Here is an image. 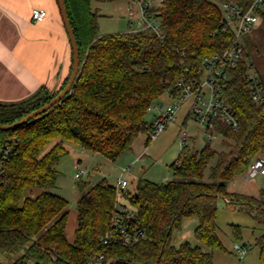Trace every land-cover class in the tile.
Here are the masks:
<instances>
[{
    "label": "trees",
    "instance_id": "16d2710c",
    "mask_svg": "<svg viewBox=\"0 0 264 264\" xmlns=\"http://www.w3.org/2000/svg\"><path fill=\"white\" fill-rule=\"evenodd\" d=\"M215 1L245 7L251 2ZM215 1L165 0L159 32L130 29L101 35L92 0H65L80 50L78 79L71 93L45 114L15 130H0V153L10 147L0 174V253L9 264H89L101 254L106 264H215V251L227 253L218 234L220 199L264 225V189L254 198L230 193L227 186L264 154V102L252 98L245 62L229 71L223 88L240 122L237 131L218 123V132L229 140L227 152H215L210 142L202 150L188 145L173 165V180H143L125 195L106 179L93 186L79 183L83 195L74 243L66 237L69 201L50 191L59 177L56 166L68 155L66 142L113 163L132 152L140 134L147 136L149 146V108L168 93L177 94L186 72L201 76L202 59L223 52L235 40L223 31V13ZM244 58L249 60L246 52ZM72 71L73 59L69 77L55 93L44 88L20 103L0 102V124H14L48 104L65 89ZM214 160L207 182L206 170ZM34 189L41 191L28 195ZM122 199L143 235L132 244L104 246L101 239L111 230ZM192 218L203 246L189 241L176 246L174 231ZM233 230L241 239L240 228ZM256 245L264 264V233Z\"/></svg>",
    "mask_w": 264,
    "mask_h": 264
},
{
    "label": "rangeland",
    "instance_id": "374dc122",
    "mask_svg": "<svg viewBox=\"0 0 264 264\" xmlns=\"http://www.w3.org/2000/svg\"><path fill=\"white\" fill-rule=\"evenodd\" d=\"M127 1L92 0V9L99 15L98 23L101 35L126 33L130 30L128 19L130 6ZM262 12H264V7ZM134 27L138 29L139 26L135 25ZM241 44L254 66V73L260 77L264 84V17L262 14L252 32L241 39ZM165 100L174 102L173 99V101L168 100L167 95L161 98V101ZM190 103L191 101H187L182 105L176 121L155 140H152L146 150H144L145 137L140 134L136 139L134 151L125 153L116 163L109 161L101 154L84 151L70 142L65 143L68 155L58 162L56 166L59 172L57 185L50 191L69 201L66 237L70 243L75 242V230L78 226L77 204L83 195L79 183H88L93 186L106 179L109 184L117 186L119 179H126L129 183L127 190L135 192L143 179L164 183L174 179L173 165L177 162L182 150L183 131L186 130L191 135L189 146L195 145L198 150L205 148L208 143L206 132L195 121L194 117L188 119L186 126L183 125ZM146 119L148 123H152L154 120L153 114L148 113ZM228 141L227 138L220 135L210 142L211 148L217 153L227 152L226 142ZM54 145L55 143L50 144L44 154L50 151ZM145 153L146 157L141 158ZM261 157H264V154ZM214 165L215 160L210 163L206 170L205 180L207 182H209L210 169ZM80 172H83L82 177L77 179L76 174ZM227 186L230 193L259 198L262 189H264V176L249 180L245 173L230 181ZM40 191L34 189L29 191L28 195L35 196ZM217 223L218 234L227 249V253L215 251V264H261L260 248L256 245V240L264 233L263 224L257 222L250 214L241 211L238 205L229 204L225 199H220L218 202ZM234 226L240 228L241 239L236 237L233 230ZM188 231L191 238H187V240L203 246L196 239L192 228L184 226L181 230L174 231L173 242H175L178 234H186ZM236 244L248 247V253L243 259L237 256L235 252L234 247ZM0 258L3 261L7 259L1 253Z\"/></svg>",
    "mask_w": 264,
    "mask_h": 264
},
{
    "label": "built area",
    "instance_id": "2783aa9c",
    "mask_svg": "<svg viewBox=\"0 0 264 264\" xmlns=\"http://www.w3.org/2000/svg\"><path fill=\"white\" fill-rule=\"evenodd\" d=\"M130 3V23L139 26L136 30H147L159 32L162 27L161 19L158 17L160 9L165 0H128ZM223 13L222 29L231 33L235 40L233 44L223 52L213 56H206L201 61L203 74L201 76L190 75L186 72L177 84L178 93H168L173 103L159 101L149 108L154 120L151 123L150 139L155 140L164 132L176 119L177 114L187 101H191L188 116L194 117L195 121L206 132L207 141L220 136L217 130L218 123L222 122L233 130L240 129V122L236 112L227 104L223 96V88L229 79V71L246 63L248 70L246 81L252 98L257 103L264 102V85L259 76L254 73V66L250 59L244 58L245 48L241 39L250 34L258 24L259 17L264 7V0H251L249 6L245 7L239 3L218 2ZM136 8V9H135ZM46 10L35 9L32 18L36 22L46 19ZM191 135L185 130L182 132V148L188 146ZM10 152L7 147L0 153V174L2 163ZM83 172L77 173L76 178L80 179ZM249 180L264 176V157L256 159L247 171ZM129 183L126 179H119L117 190L124 195L128 192ZM133 212L129 206L119 204V209L113 216L111 230L102 237L104 246L112 244H132L138 241L143 231L137 230L132 224ZM235 252L243 259L248 253L246 245L236 244ZM105 254H101L89 264H106Z\"/></svg>",
    "mask_w": 264,
    "mask_h": 264
},
{
    "label": "crops",
    "instance_id": "0c3cea01",
    "mask_svg": "<svg viewBox=\"0 0 264 264\" xmlns=\"http://www.w3.org/2000/svg\"><path fill=\"white\" fill-rule=\"evenodd\" d=\"M127 3L130 6L129 1ZM35 9L46 10L48 13L46 19L40 22L34 21L32 13ZM129 24L130 29H135V25ZM72 59V46L58 0H0L1 103H20L32 98L44 88L55 93L69 77ZM167 98L173 101L168 95ZM162 102L172 103L166 100ZM188 119L190 117L187 112L184 126L187 125ZM144 137L145 149H143L146 150L147 136ZM135 146L136 141L132 152ZM144 157L146 153L141 158ZM143 180L164 183L150 179ZM120 203L129 206L125 199ZM197 224V220L192 218L185 220L183 226L191 227L194 232ZM187 238H191L189 231L186 234H178L174 244L179 246L188 241ZM191 243L198 246L196 243ZM203 249L208 251L207 248L203 247ZM0 264H9V261L0 258Z\"/></svg>",
    "mask_w": 264,
    "mask_h": 264
},
{
    "label": "water",
    "instance_id": "95a60500",
    "mask_svg": "<svg viewBox=\"0 0 264 264\" xmlns=\"http://www.w3.org/2000/svg\"><path fill=\"white\" fill-rule=\"evenodd\" d=\"M58 3H59V8H60V12L62 15V19L65 25V28L67 30V33H68V36L71 42V46H72V51H73V71L68 81V84L65 87V89L62 92H60L55 98H53L48 104L42 106L38 110L33 111L32 113H30L23 119L15 122L14 124H11V125L0 124V130H4V131L15 130L25 124H28L31 120L37 118L38 116L45 114L50 109H52L54 106L59 104L66 96H68L71 93L72 88L74 87L78 79V75H79L80 68H81L80 50L78 46V41H77V38L74 32L73 26L71 24V20L68 14V9L66 7L65 0H58Z\"/></svg>",
    "mask_w": 264,
    "mask_h": 264
}]
</instances>
